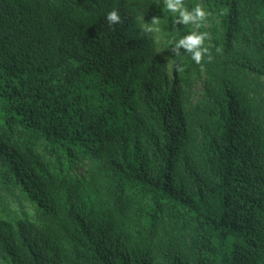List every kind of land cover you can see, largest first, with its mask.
<instances>
[{"label":"trees","instance_id":"obj_1","mask_svg":"<svg viewBox=\"0 0 264 264\" xmlns=\"http://www.w3.org/2000/svg\"><path fill=\"white\" fill-rule=\"evenodd\" d=\"M184 4L195 104L140 31L165 0H0V264H264V0Z\"/></svg>","mask_w":264,"mask_h":264},{"label":"clouds","instance_id":"obj_2","mask_svg":"<svg viewBox=\"0 0 264 264\" xmlns=\"http://www.w3.org/2000/svg\"><path fill=\"white\" fill-rule=\"evenodd\" d=\"M165 7L168 11L176 14L174 19V24H183V25H195L197 28L203 25L210 15L209 12L205 11L204 7L200 4H197L191 11L184 4V0H165ZM106 19L109 25H115L121 23V17L118 10L113 9L110 11ZM160 18L153 17L150 22H145L141 25V29L144 32L148 33H159L160 32ZM211 40V35L208 32H197L193 31L190 34L181 38L178 42L175 43V46L172 48V51L176 56H180V49L183 48L185 52L191 54V59L195 61L196 64L202 65L205 57H207L208 62H211L213 56L211 54L210 48L205 46V41ZM218 53L222 52V49L217 48ZM167 66L172 67L171 62L169 61ZM176 72H183L184 66L182 64L175 66Z\"/></svg>","mask_w":264,"mask_h":264},{"label":"rangeland","instance_id":"obj_3","mask_svg":"<svg viewBox=\"0 0 264 264\" xmlns=\"http://www.w3.org/2000/svg\"><path fill=\"white\" fill-rule=\"evenodd\" d=\"M165 13V12H163ZM160 32L148 33L141 29L142 33H146L150 36L153 44V56L156 60L163 65L164 80L168 82L171 87H175L184 91L186 100L191 103H197L201 100L205 89V76L202 74H193L191 79L186 78L182 72H176L175 66L180 65V62L176 60V55L172 51L175 46L171 43L174 38L173 20L166 17L164 14L160 15ZM144 22H141L143 25ZM171 62L172 67L167 66L168 62ZM186 78V80H185Z\"/></svg>","mask_w":264,"mask_h":264}]
</instances>
